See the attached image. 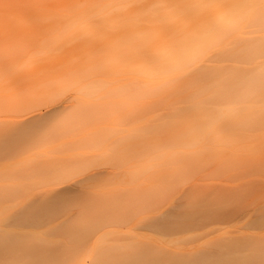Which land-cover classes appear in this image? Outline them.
I'll use <instances>...</instances> for the list:
<instances>
[{
  "label": "rangeland",
  "instance_id": "1",
  "mask_svg": "<svg viewBox=\"0 0 264 264\" xmlns=\"http://www.w3.org/2000/svg\"><path fill=\"white\" fill-rule=\"evenodd\" d=\"M120 1L0 0V4L23 3L10 12L13 24L0 26V205L11 207L1 211L0 224L5 218L1 216L22 202L57 200L61 209L69 201L60 189L75 183L90 195L118 198L108 206L120 214L116 224L105 227L85 245L81 243L83 250L78 248L81 244L74 245L85 264L115 239L150 241L179 250L228 234L261 239L264 91L238 101L200 105L218 114L219 122L210 126L200 121L198 133L189 129L187 116L197 112L193 106L180 113L181 120L168 121L172 131L149 133L144 126H150L149 116L161 110L154 103L164 98L167 90L156 97H139L135 82L159 83L162 79L134 71L130 28L122 24L135 9ZM172 11L181 15L176 7ZM263 13L262 7L254 6L253 14ZM185 18L192 17L185 14ZM194 19L210 20L211 12L204 11ZM238 21L236 27L225 28L214 43L194 54L189 65H179L169 73L175 72L182 81L216 62L227 64L230 59L221 58V50L232 46L242 32L253 35L259 30L247 15ZM108 24L115 25L111 34ZM175 37L168 33V40ZM261 47L264 50V43ZM107 50L116 58L105 72L101 57ZM242 57L240 51L233 63L240 69L249 68L251 63ZM106 78L110 86L86 90L90 81ZM232 82L221 81L223 93L238 92L230 88ZM169 91L168 96L173 95ZM190 93L196 94L183 92ZM228 122L230 127L215 129ZM188 191L225 199L218 208L215 202L208 205L209 212L220 211L219 218L214 214L186 216L176 209L173 211L181 214L168 212L175 197ZM143 195H152V199L155 195L158 201L151 205L135 200ZM127 196L132 199L124 198ZM175 205L184 207L185 202ZM58 221L53 216L35 217L32 223L37 226L27 227L29 232L18 237L56 239L58 233L54 236L45 231ZM44 247L49 246L46 243Z\"/></svg>",
  "mask_w": 264,
  "mask_h": 264
},
{
  "label": "bare ground",
  "instance_id": "2",
  "mask_svg": "<svg viewBox=\"0 0 264 264\" xmlns=\"http://www.w3.org/2000/svg\"><path fill=\"white\" fill-rule=\"evenodd\" d=\"M120 4L130 5L135 9L124 17L126 23L122 24L130 28V43L133 48L132 54L135 56L134 71L138 75L145 76L157 74L162 79L159 83L135 82L139 97L153 95L156 97L158 92L167 90V95L154 103L155 107L161 110L149 116L147 121L152 123L150 126H144L149 133L172 131L173 128L168 127V121L181 120L180 113L189 110L186 108L192 106L197 108V112H191L187 116L191 122L188 128L192 134L198 133L200 121H205L202 123L210 126L219 122L218 114H212L211 109L200 105L219 101H238L254 92L264 91V50L261 47L264 43V13L253 14L255 5H259L264 10L262 0H183L181 3L180 0H121ZM143 5L145 8L140 9ZM174 7L180 9V16L173 13ZM204 11L211 12L210 20L194 19ZM185 14L192 18H185ZM242 15L249 16V23L255 28L259 27V30L253 35L242 32L233 40L232 46H225L221 50L220 57L230 59L227 64L219 65V62H216L198 70L195 77H186L182 81L175 72L169 73L179 65L181 67L189 65L194 59L192 56L214 43L225 28L236 27ZM105 19L103 18L102 22ZM108 26L112 30L108 33L111 34L115 25L108 24ZM168 33L175 34L176 37L172 41L168 40ZM240 51L243 52L242 59L251 63L247 69H240L233 63V60L239 59ZM101 58V69L106 72L110 67V61L115 60L116 56L107 50ZM221 71L227 73H220ZM168 73L172 75L168 76ZM224 79L232 80L230 88L238 92L223 93L220 83ZM100 85L110 86L111 81L107 78L93 80L85 88L94 90ZM168 90L173 95L168 96ZM188 90L195 91L196 94H183ZM230 114L233 119L235 117L233 111ZM231 124V122L222 126L217 124L215 129L228 128ZM60 190L69 196L66 197L69 203L64 204L61 209L57 200L22 202L12 206L14 209L1 216L5 218L2 220L4 223L0 224V264H85L86 261L80 258V252L76 250L78 244H84L97 233L104 232L101 230L105 227L116 224L120 219V214H116L112 206H108L109 202L113 203L118 198L100 193L90 195L85 188L75 183L68 184ZM143 196L135 200L151 205L158 201L155 195L154 199L151 198L152 195ZM128 197L130 196L124 198ZM223 200L225 199L219 196L211 198L188 191L175 197L174 202L169 205L168 212H174L173 209H176L178 212H184L186 216L214 214L219 218L220 211L209 212L211 207L208 205L215 202L214 206L218 208L220 201ZM176 202H185V205L176 207ZM4 208L11 207L0 205V213ZM177 211L174 212L176 216L181 214ZM40 216H53L61 220L56 226L43 230L50 231V235L58 233L60 237L45 240L46 236L43 241L42 238L38 240L39 238L36 237L31 241V235L25 237L30 238L29 241L19 238L20 234L29 232V230L26 232L27 227L37 226L32 221ZM46 243L49 247H44ZM82 244L78 248L84 249L85 244ZM74 245L77 246L74 248ZM87 264H264V237L252 240L250 237L246 239L228 234L224 237L210 238L195 248L185 250L159 246L150 241L125 243L115 239L104 245L99 253L92 255Z\"/></svg>",
  "mask_w": 264,
  "mask_h": 264
},
{
  "label": "snow or ice",
  "instance_id": "3",
  "mask_svg": "<svg viewBox=\"0 0 264 264\" xmlns=\"http://www.w3.org/2000/svg\"><path fill=\"white\" fill-rule=\"evenodd\" d=\"M264 4V0H262ZM23 7V3L6 2L0 4V26H11L13 24V18L10 15L12 9Z\"/></svg>",
  "mask_w": 264,
  "mask_h": 264
}]
</instances>
